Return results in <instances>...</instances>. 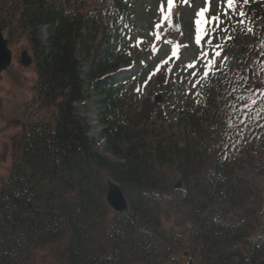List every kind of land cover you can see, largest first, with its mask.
Here are the masks:
<instances>
[{
	"label": "trees",
	"instance_id": "16d2710c",
	"mask_svg": "<svg viewBox=\"0 0 264 264\" xmlns=\"http://www.w3.org/2000/svg\"><path fill=\"white\" fill-rule=\"evenodd\" d=\"M131 7L0 0L4 31L26 36L37 71L34 110L22 113L19 152L0 187V264H36L45 250L55 264H184L186 253L198 264H264V6L247 9L253 42L238 43L178 136L153 121L158 106L145 103L136 117L122 96ZM91 97L116 162L94 151L75 115L74 104ZM109 182L124 192L127 211L107 204ZM177 183L185 193L176 211L192 247L172 252L164 227ZM232 215L238 223H227Z\"/></svg>",
	"mask_w": 264,
	"mask_h": 264
},
{
	"label": "rangeland",
	"instance_id": "374dc122",
	"mask_svg": "<svg viewBox=\"0 0 264 264\" xmlns=\"http://www.w3.org/2000/svg\"><path fill=\"white\" fill-rule=\"evenodd\" d=\"M254 5L264 6V0H196L193 4L188 0H133L127 15L130 33L126 37V59L119 72V80L125 83L122 96H125L132 115L137 117L145 103L158 106V115L153 121H157V126L167 135L178 136L183 128L184 114L192 105H204L203 93L208 82L223 71L228 56L239 48L238 43L253 42L250 36L253 23L246 14ZM236 15L243 25L228 22ZM175 18L180 32L172 35ZM262 28L264 20L258 23L257 31ZM4 36L13 61L0 77V187L9 176L19 152L24 131L20 125L22 113L34 110L27 106L31 105V89L37 80L34 54L26 36H8L7 31ZM38 36L45 44L46 27L39 28ZM261 38L264 40V31ZM211 39L216 41L215 46H211ZM156 97H160V101L155 103ZM92 99L76 103L75 115L88 128L87 136L95 142L94 151L110 162H116L105 150V140L100 136L102 128L95 123ZM224 140L233 144L238 142L236 133L229 136L227 132ZM199 141L202 142L200 136ZM184 193L183 188L178 189L170 198L174 205L165 215L164 228L172 252L176 247L182 250L192 247L187 224L176 211L175 200ZM227 219L228 224L239 222L234 215ZM175 254L178 258L179 253L175 251ZM183 263L198 264L191 254ZM36 264H55L52 252H40Z\"/></svg>",
	"mask_w": 264,
	"mask_h": 264
},
{
	"label": "water",
	"instance_id": "95a60500",
	"mask_svg": "<svg viewBox=\"0 0 264 264\" xmlns=\"http://www.w3.org/2000/svg\"><path fill=\"white\" fill-rule=\"evenodd\" d=\"M191 2H194L195 0H190ZM180 31V28L178 26V22L175 19L173 22V28L172 33H178ZM12 63V54L8 49V43L4 39L2 35V27L0 25V75L8 69V67ZM159 97L156 98V101H159ZM177 189L181 188V184H178L176 186ZM106 200L110 208L117 212V213H123L128 209V202L127 199L121 190V188L112 183H108V192L106 196Z\"/></svg>",
	"mask_w": 264,
	"mask_h": 264
}]
</instances>
